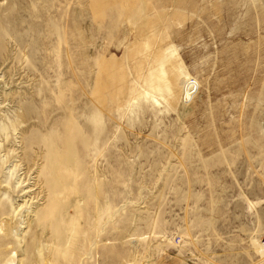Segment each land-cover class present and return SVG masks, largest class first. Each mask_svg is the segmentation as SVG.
<instances>
[{
    "label": "rangeland",
    "instance_id": "374dc122",
    "mask_svg": "<svg viewBox=\"0 0 264 264\" xmlns=\"http://www.w3.org/2000/svg\"><path fill=\"white\" fill-rule=\"evenodd\" d=\"M0 264H264V0H0Z\"/></svg>",
    "mask_w": 264,
    "mask_h": 264
},
{
    "label": "bare ground",
    "instance_id": "6f19581e",
    "mask_svg": "<svg viewBox=\"0 0 264 264\" xmlns=\"http://www.w3.org/2000/svg\"><path fill=\"white\" fill-rule=\"evenodd\" d=\"M183 92H184V95H183V102H189L190 101V99H191V97H192V95L194 94V90H192V91H189L188 90V86H185L184 87V90H183ZM4 149V148H3ZM26 187V186H25ZM27 188H28V186H27ZM23 189H26V188H23ZM28 191V190H27ZM25 192H26V190H25ZM23 194V193H22ZM25 194H27V193H25ZM29 195V194H28ZM20 196H22V195H20ZM26 196V195H25ZM24 196V197H25ZM32 196V195H31ZM25 198H27V197H25ZM24 199V198H23ZM22 199V200H23ZM13 200V199H12ZM33 200V199H32ZM24 201H25V199H24ZM31 202V201H30ZM13 203V202H12ZM23 203V202H22ZM33 203V202H32ZM14 204V203H13ZM26 204V203H25ZM28 205V204H27ZM17 206V205H16ZM15 208V207H14ZM29 208H30V206H29ZM32 214V213H31ZM33 215H35V214H33Z\"/></svg>",
    "mask_w": 264,
    "mask_h": 264
}]
</instances>
